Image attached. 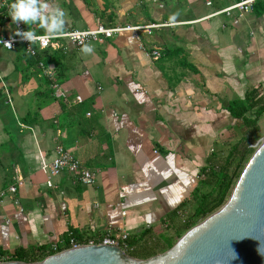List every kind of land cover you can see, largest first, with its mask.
<instances>
[{
	"label": "crops",
	"instance_id": "1",
	"mask_svg": "<svg viewBox=\"0 0 264 264\" xmlns=\"http://www.w3.org/2000/svg\"><path fill=\"white\" fill-rule=\"evenodd\" d=\"M242 1L51 0L65 14L59 34L167 25L121 31L90 53L63 39L36 58L0 47V253L48 255L70 236L126 232L144 259L176 242L212 187L203 170L252 144L229 107L264 94V14L225 11ZM10 3L0 37H15ZM257 124L259 133L264 114ZM58 146L97 172L94 186L66 172L46 185L41 163Z\"/></svg>",
	"mask_w": 264,
	"mask_h": 264
},
{
	"label": "water",
	"instance_id": "2",
	"mask_svg": "<svg viewBox=\"0 0 264 264\" xmlns=\"http://www.w3.org/2000/svg\"><path fill=\"white\" fill-rule=\"evenodd\" d=\"M250 147L226 202L163 253L139 259L117 246L81 245L37 262L1 264H264L257 251H264V138Z\"/></svg>",
	"mask_w": 264,
	"mask_h": 264
},
{
	"label": "built area",
	"instance_id": "3",
	"mask_svg": "<svg viewBox=\"0 0 264 264\" xmlns=\"http://www.w3.org/2000/svg\"><path fill=\"white\" fill-rule=\"evenodd\" d=\"M255 0H244L242 2L233 4L225 11H230L233 9H237L242 13H248L252 10V3ZM6 5V0H0V7ZM8 15V11L6 12ZM9 17V16H8ZM10 18V17H9ZM11 19V18H10ZM15 30L26 31L22 23H13ZM167 24H148L140 27H104L98 26L92 30L86 31H68L65 33L57 34L53 37H49L47 34L39 35L35 34L34 42L30 43L24 40H21L19 37L12 36H1L0 37V47L5 50H15L18 49L19 46L23 47L24 53L29 58H36L39 51L44 50L51 46V43L55 40H66L68 41L74 48L77 50H82L83 46L101 42L102 38H110L115 34L124 31V30H139L146 34H150L153 29H157L159 27L165 26ZM11 40V46L8 48L2 44L3 41ZM153 54L157 57L159 56L158 51L155 49ZM37 66L40 69H46L44 63L41 61L37 62ZM264 114V111L262 112ZM41 170L46 175V185L48 187H52V179L59 176L61 173L66 172L70 174L75 182H79L82 185L91 187L96 184L97 180V172L85 168L79 160H77L72 154H70L67 150H64L61 146L56 147L54 157L49 163L42 162ZM22 183L20 180L14 184V186L8 188L10 193H15L17 188L21 186ZM4 196V193H0V198ZM181 223H185V218L181 219ZM104 245V246H117L123 250L125 254L132 250L130 245L128 244V234L126 232H121L119 235L107 234L99 240H88L85 243L77 242L72 236L68 238V241L65 245V248L59 250L56 245L51 246L52 254H56L60 251L76 248L81 245ZM50 254V255H52ZM47 255V256H50ZM46 256V257H47ZM12 254L0 253V264L6 263L10 261H14L12 258Z\"/></svg>",
	"mask_w": 264,
	"mask_h": 264
},
{
	"label": "trees",
	"instance_id": "4",
	"mask_svg": "<svg viewBox=\"0 0 264 264\" xmlns=\"http://www.w3.org/2000/svg\"><path fill=\"white\" fill-rule=\"evenodd\" d=\"M252 10L257 15L264 14V0H255L252 3ZM263 101L264 94L255 91L252 94H248L243 101H235L229 107L232 116L241 120L244 126L250 130V135H255L259 130L257 123L264 111ZM253 151V148H251L249 144L241 148L236 146L228 152V155L222 162L209 166L203 170L206 171L205 176H207V179L211 181L212 187L209 192L201 196L200 202L194 209L193 214L186 218L185 223L183 224V232H186L192 226L201 222L226 202L237 181V178L248 161V156L251 155ZM129 243L133 245V242L130 241ZM172 245L173 244H170L161 250V252L163 253L170 249ZM36 252L37 253L34 252L35 254L32 253L31 256H26L25 254L17 251L14 253L13 259L14 261L31 263L40 261L47 255L42 249H37ZM156 254V250H151L142 258L146 259ZM128 255L135 258H141L133 252H129Z\"/></svg>",
	"mask_w": 264,
	"mask_h": 264
},
{
	"label": "clouds",
	"instance_id": "5",
	"mask_svg": "<svg viewBox=\"0 0 264 264\" xmlns=\"http://www.w3.org/2000/svg\"><path fill=\"white\" fill-rule=\"evenodd\" d=\"M64 11L55 6L51 0H12L8 6V16L13 23H23L24 25L38 24L49 37H53L63 31ZM16 37L30 43L34 42L35 34L31 30L14 32ZM6 47L11 46V40L3 41ZM92 48L88 45L83 46L82 52L90 53ZM257 251L264 255L261 247ZM234 255V254H233Z\"/></svg>",
	"mask_w": 264,
	"mask_h": 264
},
{
	"label": "rangeland",
	"instance_id": "6",
	"mask_svg": "<svg viewBox=\"0 0 264 264\" xmlns=\"http://www.w3.org/2000/svg\"><path fill=\"white\" fill-rule=\"evenodd\" d=\"M264 138V124H263V127H262V130L261 132L255 134L250 140V142L252 143L251 145H254L256 142H259L261 141L262 139ZM254 150V149H253ZM251 155H249L248 157H250ZM249 159V158H248ZM219 163V162H218ZM209 180V179H207ZM183 225V223H182ZM184 233V232H183Z\"/></svg>",
	"mask_w": 264,
	"mask_h": 264
}]
</instances>
